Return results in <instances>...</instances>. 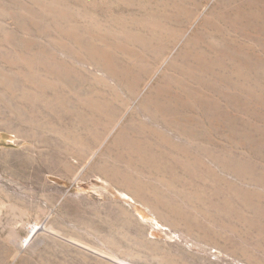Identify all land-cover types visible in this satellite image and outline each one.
Here are the masks:
<instances>
[{
  "label": "rangeland",
  "instance_id": "374dc122",
  "mask_svg": "<svg viewBox=\"0 0 264 264\" xmlns=\"http://www.w3.org/2000/svg\"><path fill=\"white\" fill-rule=\"evenodd\" d=\"M0 264H264V0H0Z\"/></svg>",
  "mask_w": 264,
  "mask_h": 264
},
{
  "label": "bare ground",
  "instance_id": "6f19581e",
  "mask_svg": "<svg viewBox=\"0 0 264 264\" xmlns=\"http://www.w3.org/2000/svg\"><path fill=\"white\" fill-rule=\"evenodd\" d=\"M165 108V107H164ZM123 133V132H122ZM128 134V132H127ZM124 136V135H123ZM130 137V135H129ZM43 229V228H42ZM41 230V227L35 225L33 226L31 229H30V235H29V238L27 239V242H30L38 233L39 231Z\"/></svg>",
  "mask_w": 264,
  "mask_h": 264
}]
</instances>
